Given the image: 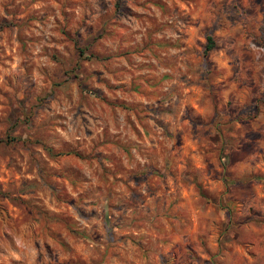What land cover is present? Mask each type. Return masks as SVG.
I'll list each match as a JSON object with an SVG mask.
<instances>
[{
	"label": "rangeland",
	"instance_id": "374dc122",
	"mask_svg": "<svg viewBox=\"0 0 264 264\" xmlns=\"http://www.w3.org/2000/svg\"><path fill=\"white\" fill-rule=\"evenodd\" d=\"M0 264H264V0H0Z\"/></svg>",
	"mask_w": 264,
	"mask_h": 264
},
{
	"label": "trees",
	"instance_id": "16d2710c",
	"mask_svg": "<svg viewBox=\"0 0 264 264\" xmlns=\"http://www.w3.org/2000/svg\"><path fill=\"white\" fill-rule=\"evenodd\" d=\"M213 47V41H212V39H211V37L210 36H206V44H205V47H204V52H207L208 50H210L211 48ZM48 150V152H50L51 153V150L50 149H47ZM53 154V153H52ZM54 154H56V155H60V154H62L61 152H57V153H54Z\"/></svg>",
	"mask_w": 264,
	"mask_h": 264
}]
</instances>
